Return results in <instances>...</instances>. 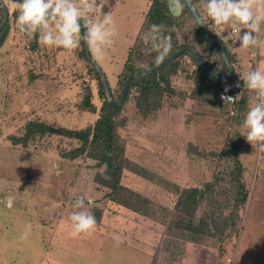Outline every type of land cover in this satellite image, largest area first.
I'll list each match as a JSON object with an SVG mask.
<instances>
[{"label": "rangeland", "instance_id": "obj_1", "mask_svg": "<svg viewBox=\"0 0 264 264\" xmlns=\"http://www.w3.org/2000/svg\"><path fill=\"white\" fill-rule=\"evenodd\" d=\"M3 1L10 28L0 47V264H264V152L244 139L240 157L247 202L239 219H233V177L225 151L247 129L243 120L238 124L231 118L230 102L212 104L211 94L199 89V67L186 55L172 76L177 93L166 95L159 110L145 116L133 92L120 115L125 154L149 173L145 177L126 169L122 183L150 201L147 210L154 218L110 200L109 190L94 180V160L62 157L77 140L53 134L28 147L12 142V135L24 134L29 120L73 129L92 125L105 96L95 66L82 55V40L72 51L41 46L38 40L33 49V37L16 27L20 0ZM151 1L109 0L102 9L112 11L117 34L104 58L95 61L117 100L124 91L128 52ZM95 16L100 18V10ZM174 18V32L164 34L197 44L195 20L186 8ZM252 48L260 53L253 70L264 72V48ZM144 51V57L135 55L139 66L155 59L147 46ZM88 92L95 112L81 107ZM208 181L213 186L206 192ZM191 187L205 193L195 214V224L203 228L199 242L189 240L193 235L184 227L186 217L176 208L182 190ZM80 197L89 213L101 211L100 223L90 234L73 238L70 215L81 210L73 208Z\"/></svg>", "mask_w": 264, "mask_h": 264}, {"label": "trees", "instance_id": "obj_2", "mask_svg": "<svg viewBox=\"0 0 264 264\" xmlns=\"http://www.w3.org/2000/svg\"><path fill=\"white\" fill-rule=\"evenodd\" d=\"M185 8L190 16L193 17L187 4L185 5ZM4 18L5 8L0 1V25L4 21ZM204 20L213 31L210 21L206 20L205 18ZM152 24L163 25V30H172V32H174L173 29H175L177 26V21L168 11L167 0L151 1L141 30L137 36L134 46H132L128 52V59L123 67L125 71V84L132 73L144 71V69H142L135 62L134 58L135 55L137 57L146 56V54H144V49L146 46L143 43L142 38L140 39L139 36H142ZM9 28L10 23L8 20L6 25L0 31V47H2L6 41ZM194 33L197 44L189 41L178 43V41L174 39L172 41L173 48L169 55L182 49H188L193 51L194 54L214 72L220 75L226 74L228 72V68L222 58L217 44L196 24V22L194 24ZM81 35H83V29L81 31ZM33 39L35 40L33 49H35L38 44V34L33 37ZM82 42V55L87 58L86 45L83 40ZM138 45H140L139 48ZM225 45L227 47L231 63L234 67H236V59L232 54L227 41H225ZM184 57L185 55H181L169 62L160 71L137 76L131 82L127 97L135 92L134 99L136 101L137 107L145 116H148L153 111L155 112L159 110L163 105L166 95H174L177 93V90L172 83V76L175 75L180 69V61ZM188 58L190 57L188 56ZM154 61L155 59L148 60L146 62V64L149 65V69L159 65ZM199 71V89L203 92L211 94L210 102L212 104L220 102L223 106H228L227 103L221 101L219 96V93L221 94L223 92V85L232 84L234 82H238L241 85L240 87H235L229 91V94L233 95L234 97L237 95L236 99L230 102V104L233 106L232 111H234V116L232 115L231 118L240 124L243 120L242 118L245 117L247 113L251 103V97L254 95V93H250L246 88L243 87V80L242 78H239L236 71L234 76L226 82H220L217 79L210 77L200 68ZM97 74L99 76L100 82V95H104L105 99L102 107L100 108L99 115L92 125L81 129H73L64 126H54L41 120H29L25 125L24 134L21 136L12 135L11 140L14 144H21L23 147H28V145L34 142L36 139H43L47 135L53 134L77 140L78 145L68 151L63 152L62 157L74 160L85 155L89 159L94 160L95 166L98 168L94 180L97 184L109 190L107 197L110 200L145 216L154 218L153 215H150L149 211L147 210L148 203H150V201L140 193L134 191L122 183V177L126 169L145 177H148L149 173L140 165L127 158L125 154V142L119 133V126L122 125L120 121V115L123 109V104L121 106H116L109 100L106 87L102 82L98 71ZM81 107L84 110H89L91 112L96 111V106L92 101V95L90 92L84 96ZM244 135H246V133H242V135L240 133L239 137L236 138L234 145H227V149L225 151L229 156V161L231 162L229 167L231 168L230 173L233 177L232 180H230L234 188V205H232L231 211V217L233 219H239L240 211L244 208L247 202L246 184L243 179L244 166L240 157V151L245 139ZM102 170L106 176L109 177L108 179H105L104 176L101 175ZM212 186L213 181L206 182L204 187L205 191L209 192ZM204 197L205 193L202 192L198 187L185 188L182 190L176 204L177 210L186 217L187 222L185 221L186 223H184V227L189 233L193 235V237H189V240L192 242H199V235L202 234L203 231V228L200 224H195V214L198 205L201 203V200ZM95 213L98 224L100 223L101 211L96 209ZM226 219H228V217H226ZM234 225H236V221H234Z\"/></svg>", "mask_w": 264, "mask_h": 264}, {"label": "clouds", "instance_id": "obj_3", "mask_svg": "<svg viewBox=\"0 0 264 264\" xmlns=\"http://www.w3.org/2000/svg\"><path fill=\"white\" fill-rule=\"evenodd\" d=\"M188 3L189 0H167L168 11L173 17H179ZM108 4L109 0H20L16 27L30 38L38 34V43L49 48L72 51L78 49L83 40L93 60H102L105 49L113 45L117 34L112 11L102 13ZM97 10L101 12L100 18L95 16ZM205 11L215 25H229L232 30L241 33V48H264V40L258 39L257 35L264 24V0H205ZM198 22L204 25L202 18ZM163 28V25L152 24L141 37L150 52L156 53V64L162 63L173 48V38L165 35ZM140 67L149 69L147 64H141ZM242 80L243 87L254 93L255 97L242 121V127L247 129L244 137L254 149L259 145L260 151L264 152V72L257 68L242 77ZM236 86L241 85L237 83ZM236 96H222V99L232 102ZM101 175L105 179L109 178L103 170ZM73 208L81 210L70 215V236L78 238L93 232L97 220L85 209L84 198H77ZM27 235L26 231L21 238ZM117 243H120L119 239Z\"/></svg>", "mask_w": 264, "mask_h": 264}, {"label": "water", "instance_id": "obj_4", "mask_svg": "<svg viewBox=\"0 0 264 264\" xmlns=\"http://www.w3.org/2000/svg\"><path fill=\"white\" fill-rule=\"evenodd\" d=\"M0 1L2 2L3 6L5 8V18H4V21L2 22V24L0 25V31H1L3 29V27L6 25V23L8 22V20H9L10 12H9L8 5L3 0H0ZM187 6L190 9V11H191V13H192V15L194 17V20H195L196 24L217 44V46H218V48H219V50L221 52L222 58H223L225 64L227 65L228 72L226 74H224V75H220V74L214 72L205 63H203L194 54L193 51L188 50V49H182V50H179V51H176V52L172 53L162 63H160L159 65H157V66H155V67H153L151 69L132 73L129 76V78H128L126 84H125L124 91H123L120 99L117 100L115 98V96H114L113 89L111 87V84L109 82V79H108L106 73L103 71L101 66L95 60H93V58L91 57V54H90V52L88 50V46L85 43L87 58L93 63V65L97 69V71H98V73H99V75L101 77V80H102V82L104 83V85L106 87V92H107L108 98L114 105L121 106L123 104V102L125 101V98L128 95L130 84H131V82L133 81L134 78H136L137 76H142V75H146V74H150V73H153V72L160 71L169 62H171L172 60L178 58L181 55L189 56L191 58V60L202 71H204L207 75H209L210 77H212L214 79H217L220 82L229 81L234 76L235 67L231 63V60H230V57H229V54H228V51H227V47L225 45V42H224L223 38L219 34H217L214 31H212L211 28L207 25V23L205 22V20H204L202 14H201L196 2H195V0H189V3L187 4ZM201 18L203 19V24H204L202 26H201V23L198 22Z\"/></svg>", "mask_w": 264, "mask_h": 264}, {"label": "crops", "instance_id": "obj_5", "mask_svg": "<svg viewBox=\"0 0 264 264\" xmlns=\"http://www.w3.org/2000/svg\"><path fill=\"white\" fill-rule=\"evenodd\" d=\"M195 2L202 16L206 20L210 21L213 31L219 34L223 38L224 42L227 41L228 46L236 59L235 71L237 72L239 78H242L246 76L250 71H253V68H255V64L257 65V62H256L257 59L260 58V53L257 52V48L255 50L252 47H249L247 49L241 48L239 44V36L241 35V33L232 30L229 25H222V26L215 25L211 21V19L207 17V14L205 11V0H195ZM263 30H264V24H262L261 26V32L257 34L258 39L261 38ZM263 225H264V220H263Z\"/></svg>", "mask_w": 264, "mask_h": 264}, {"label": "built area", "instance_id": "obj_6", "mask_svg": "<svg viewBox=\"0 0 264 264\" xmlns=\"http://www.w3.org/2000/svg\"><path fill=\"white\" fill-rule=\"evenodd\" d=\"M238 82H234L232 84H226V85H223V92L221 93L222 96H231V97H234L233 95L229 94V91H231L233 88L237 87ZM227 90V91H226Z\"/></svg>", "mask_w": 264, "mask_h": 264}]
</instances>
